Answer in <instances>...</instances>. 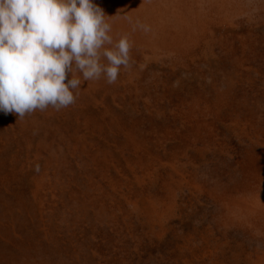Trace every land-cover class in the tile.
<instances>
[{"label":"rangeland","instance_id":"1","mask_svg":"<svg viewBox=\"0 0 264 264\" xmlns=\"http://www.w3.org/2000/svg\"><path fill=\"white\" fill-rule=\"evenodd\" d=\"M94 3L131 66L0 113V264H264V0Z\"/></svg>","mask_w":264,"mask_h":264},{"label":"clouds","instance_id":"2","mask_svg":"<svg viewBox=\"0 0 264 264\" xmlns=\"http://www.w3.org/2000/svg\"><path fill=\"white\" fill-rule=\"evenodd\" d=\"M107 16L94 0H0V113L61 110L85 82L114 84L132 44L114 40ZM137 29L151 26L137 20Z\"/></svg>","mask_w":264,"mask_h":264}]
</instances>
